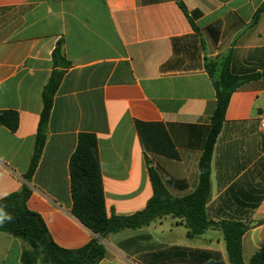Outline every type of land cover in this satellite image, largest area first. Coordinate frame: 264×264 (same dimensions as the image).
Instances as JSON below:
<instances>
[{
    "label": "crops",
    "instance_id": "1",
    "mask_svg": "<svg viewBox=\"0 0 264 264\" xmlns=\"http://www.w3.org/2000/svg\"><path fill=\"white\" fill-rule=\"evenodd\" d=\"M0 0V199L31 190L27 208L53 242L105 248L98 264H231L218 223L247 227L243 264L264 249V0ZM70 67L53 98L38 165L24 178L58 42ZM229 57L233 76H255L232 92L209 164L205 204L212 225L190 237L183 217L93 235L71 214L69 160L78 135L97 140L107 215L130 216L152 198L149 169L185 197L199 185L216 107L207 62ZM180 183V184H179ZM28 247L0 232V264H22Z\"/></svg>",
    "mask_w": 264,
    "mask_h": 264
},
{
    "label": "trees",
    "instance_id": "2",
    "mask_svg": "<svg viewBox=\"0 0 264 264\" xmlns=\"http://www.w3.org/2000/svg\"><path fill=\"white\" fill-rule=\"evenodd\" d=\"M181 11L188 17L193 30L197 28L193 21L194 14L188 13L180 0H176ZM70 67L66 60L62 42H58L52 52V71L43 87L42 110L40 113L35 145L29 168L24 176L29 180L34 173L46 140V130L51 113L53 98L61 80ZM206 71L213 79L216 92V107L210 119L209 132L204 153L199 162V185L191 194L175 198L168 193L158 173L149 169L152 198L142 211L130 216L107 215L97 140L93 134L78 135L75 151L69 160L70 194L72 200L71 214L93 235L105 237L126 228H141L155 221L162 215L171 214L183 217L188 235H199L211 226L205 214V204L209 196V164L211 150L219 134L227 109L229 97L246 81L255 76L237 77L229 71V57L219 63L207 62ZM0 126L10 132L18 127V115L12 111L0 112ZM180 184V183H179ZM31 190L26 186L11 195L0 199V213L11 219L0 221V232L21 240L27 245L22 252V264H98L105 256V248L96 238L77 250H65L52 240L41 217L27 208ZM223 231L226 250L231 264H243L241 256V236L247 227L235 221H222L217 224ZM249 264H264V249L257 252Z\"/></svg>",
    "mask_w": 264,
    "mask_h": 264
},
{
    "label": "clouds",
    "instance_id": "3",
    "mask_svg": "<svg viewBox=\"0 0 264 264\" xmlns=\"http://www.w3.org/2000/svg\"><path fill=\"white\" fill-rule=\"evenodd\" d=\"M5 218H7V219H11L10 216H6L5 214L0 213V221H2V220L5 219Z\"/></svg>",
    "mask_w": 264,
    "mask_h": 264
},
{
    "label": "built area",
    "instance_id": "4",
    "mask_svg": "<svg viewBox=\"0 0 264 264\" xmlns=\"http://www.w3.org/2000/svg\"><path fill=\"white\" fill-rule=\"evenodd\" d=\"M261 127L264 128V123L261 124Z\"/></svg>",
    "mask_w": 264,
    "mask_h": 264
},
{
    "label": "water",
    "instance_id": "5",
    "mask_svg": "<svg viewBox=\"0 0 264 264\" xmlns=\"http://www.w3.org/2000/svg\"><path fill=\"white\" fill-rule=\"evenodd\" d=\"M262 77H264V74H262Z\"/></svg>",
    "mask_w": 264,
    "mask_h": 264
}]
</instances>
